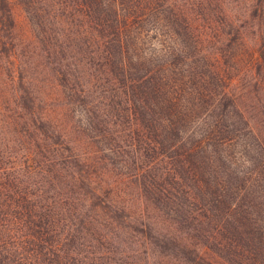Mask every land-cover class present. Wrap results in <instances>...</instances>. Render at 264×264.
<instances>
[{"label": "rangeland", "instance_id": "374dc122", "mask_svg": "<svg viewBox=\"0 0 264 264\" xmlns=\"http://www.w3.org/2000/svg\"><path fill=\"white\" fill-rule=\"evenodd\" d=\"M168 1L202 36L197 47L220 57L240 108L264 131V0ZM73 3L0 0V169L13 165L17 181L39 195L38 210L55 229L44 236L59 242V254L71 263L227 264L125 177L121 163L138 146H126L130 130L120 98L95 48L79 37ZM155 40L148 33L145 52L159 49ZM80 87L83 97L71 93ZM102 133L118 140L101 139L116 151L112 167L94 137ZM29 154L32 170L23 164ZM93 189L102 203L97 211L86 204Z\"/></svg>", "mask_w": 264, "mask_h": 264}, {"label": "trees", "instance_id": "16d2710c", "mask_svg": "<svg viewBox=\"0 0 264 264\" xmlns=\"http://www.w3.org/2000/svg\"><path fill=\"white\" fill-rule=\"evenodd\" d=\"M73 5L79 37L95 48L120 98L130 130L126 146H138L133 157L127 155L130 162L121 163L125 177L191 231L205 252L227 264H264V131L240 108L220 57L197 47L202 36L168 0ZM148 33L159 49L145 52ZM70 90L80 97L85 92ZM84 126L92 128L87 119ZM110 136L94 137L99 151L108 153L101 159L112 167L116 151L101 143ZM26 160L24 167L34 169L30 154ZM8 168L0 169V264H93L61 257L59 242L44 236L55 229L38 210L39 195L17 181L16 167ZM83 179L92 185L91 178ZM99 197L93 189L86 204L97 211Z\"/></svg>", "mask_w": 264, "mask_h": 264}]
</instances>
